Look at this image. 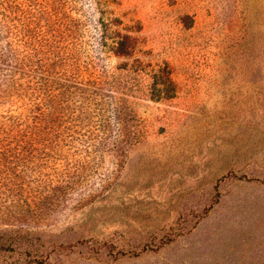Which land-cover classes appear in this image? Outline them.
I'll use <instances>...</instances> for the list:
<instances>
[{
	"label": "rangeland",
	"instance_id": "374dc122",
	"mask_svg": "<svg viewBox=\"0 0 264 264\" xmlns=\"http://www.w3.org/2000/svg\"><path fill=\"white\" fill-rule=\"evenodd\" d=\"M0 264H264V0H0Z\"/></svg>",
	"mask_w": 264,
	"mask_h": 264
},
{
	"label": "trees",
	"instance_id": "16d2710c",
	"mask_svg": "<svg viewBox=\"0 0 264 264\" xmlns=\"http://www.w3.org/2000/svg\"><path fill=\"white\" fill-rule=\"evenodd\" d=\"M119 120H120V118H119Z\"/></svg>",
	"mask_w": 264,
	"mask_h": 264
}]
</instances>
